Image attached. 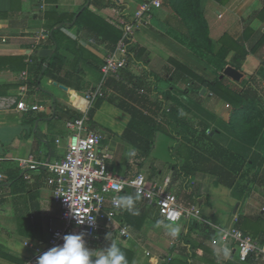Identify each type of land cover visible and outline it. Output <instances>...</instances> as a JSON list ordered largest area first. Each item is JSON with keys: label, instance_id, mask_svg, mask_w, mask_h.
Wrapping results in <instances>:
<instances>
[{"label": "crops", "instance_id": "1", "mask_svg": "<svg viewBox=\"0 0 264 264\" xmlns=\"http://www.w3.org/2000/svg\"><path fill=\"white\" fill-rule=\"evenodd\" d=\"M143 1L45 0L47 9H41L40 0H0V173L3 175L0 181V264H24L34 256V251L24 242L46 241L49 228L60 225V207L55 205L52 189L46 184L47 168L40 165L26 172L19 159L32 156L42 163L58 160L64 154L67 139L64 124L81 116L82 109H87L88 116L94 103L87 106L86 93L99 84L102 59L117 44L113 39L118 32L103 29L100 21L120 31L119 20L130 18ZM168 2L165 0L156 13L151 11L150 17L134 32L131 38V48L136 51L133 61L122 70L121 80L112 77L105 80L104 96L93 115L88 116V124L103 133L104 145L113 155L110 167L124 177L145 168L151 174L155 170L161 172L154 154L160 139L168 152L163 161L171 173L163 179L156 175L158 181L152 182L161 184L168 178L167 190L176 195L182 206L200 208V220L182 218L168 222L155 207L139 199L135 202L138 215L121 207L122 215L116 218L117 222L121 219L128 225L130 237L124 239L116 234L111 238L124 252L128 264H264L262 260L239 261L234 243H225L230 249L227 259L222 256L218 259L214 251L220 246V230L231 225L264 241V189L259 191L253 186L264 188V172L255 176L258 172L255 170L264 166V130L257 143L250 146L247 159L245 157L243 163L239 161L242 157L228 146L239 142L225 128L229 113L226 118L223 114L228 112L225 109L228 104L206 89L199 91L197 80L208 83L205 74L212 72L208 71L211 67L201 60L205 57L193 52L187 44L188 31ZM85 7L100 20L86 16L85 23H75L76 14ZM199 7L207 23L213 54L226 49L225 61L240 64L238 71L242 76L238 81L249 80L255 74L259 78V73L264 81L260 70L264 58V0H199ZM57 26L60 28L56 41L48 37L35 44L34 35L38 31L46 29L50 34ZM55 49L60 56L56 67L43 73ZM239 49L247 52L244 58ZM39 64H43L41 71L37 70ZM23 71H26V79L21 78ZM129 75L138 81L135 95L147 98L146 108H140L144 114L149 113L150 103L167 108L164 101L168 94L182 102L179 110L188 125L184 130L190 140L156 132L145 162L136 152L131 155L132 144L123 135L131 116L128 110L117 105L143 106L114 87L118 82L129 85ZM230 81L238 86L242 84ZM141 88L143 93L139 92ZM18 101L35 104L38 109H18ZM192 119H196L198 125H193ZM205 123L208 136L196 137ZM57 138H60L59 143L55 141ZM178 143L181 152L178 156L173 154L172 158L169 149ZM236 148L240 147L236 145ZM193 152L199 160L207 158L215 167H220L222 177L241 163V169L250 167L254 174L244 182L246 184L237 185L240 180L237 177L229 187V180L223 178L215 185L217 171L214 174L191 171L188 175L184 171L177 172V166L185 160L191 161ZM130 160L135 161L137 169L130 168ZM252 163L257 166L253 167ZM23 172L29 178H25ZM236 186L248 190L240 191ZM182 190L185 194H180ZM125 195L135 197L129 189ZM161 220L179 224L181 231L176 237L168 235L158 223ZM111 238L90 249L109 247ZM213 239L219 242L213 244Z\"/></svg>", "mask_w": 264, "mask_h": 264}, {"label": "built area", "instance_id": "2", "mask_svg": "<svg viewBox=\"0 0 264 264\" xmlns=\"http://www.w3.org/2000/svg\"><path fill=\"white\" fill-rule=\"evenodd\" d=\"M164 2L165 0H144L130 18L119 20L121 38L113 50L102 59L99 67L100 82L85 96L88 107L104 96L102 87L107 78L122 79V70L133 61L130 49L134 32L150 17L151 11L162 7ZM39 6L41 9H47L45 0H40ZM48 37L49 31L41 29L34 35L35 44ZM21 78L26 79V71L21 73ZM139 92L143 93L144 89L141 88ZM262 93L264 94V87ZM16 107L25 111L38 109L37 105L26 104L24 101L16 102ZM81 111V116L64 124L67 130L66 148L58 160L39 163L32 156L19 159L21 168L26 172L40 165L47 168L49 174L46 184L51 187L52 198L60 207V225L49 228L46 241L24 242L25 246L34 251V256L24 264H36L37 258L44 252L51 247L62 245L63 237L67 234L82 235L85 246L89 249L97 247L109 234L111 237L117 234L128 239V225L121 219L118 222L116 220L117 215H122L121 207L117 208L112 204L113 197L124 196L128 189L134 195L139 191L140 199L155 207L168 222H177L182 218L200 220V208L195 205L182 206L176 195L167 190L168 178L159 184L148 180L143 172L124 177L111 169L113 155L104 145L103 133L89 126L87 109ZM55 141L59 143L60 138ZM23 176L29 178L25 172ZM2 179L3 175L0 173V181ZM177 213L178 218L172 221L170 214ZM233 220L236 221L237 218ZM220 234L224 244L229 242L236 245L239 261H264V241H258L232 225L221 229ZM218 242V239L212 240L213 244Z\"/></svg>", "mask_w": 264, "mask_h": 264}, {"label": "trees", "instance_id": "3", "mask_svg": "<svg viewBox=\"0 0 264 264\" xmlns=\"http://www.w3.org/2000/svg\"><path fill=\"white\" fill-rule=\"evenodd\" d=\"M168 1L170 8L180 18L181 22L188 31L186 42L191 50L196 54H199V56L205 57L204 59L201 58V60L206 62L208 67L216 68L217 71L220 72V75L226 65L231 63L225 61L227 54L226 49H223V51H220L217 54H213V44L208 37V27L199 7V0ZM158 10L159 9L157 8L153 9L152 14L156 13ZM86 16H91L100 20L99 17H97L85 7L81 12L76 14L75 23H85L84 18ZM100 22H103V29L108 28L111 30V32H118L117 37L113 39V42H115L114 44H116L121 38V30L117 31L113 25H109L103 20ZM59 28L60 26H57L56 29H52L50 31L49 37L51 39L56 41V33L59 31ZM76 48L83 50L82 47L76 46ZM240 51L241 56L244 58L247 52L243 50ZM130 52L134 57V53L136 52L135 49L131 48ZM59 58V53L57 49H55L52 55L47 59V67L43 73H47L50 69H54ZM231 65L237 70H240V64ZM260 66V70L262 73H264V58L261 60ZM42 68L43 64H39L37 70L41 71ZM257 78L258 77L255 74L251 76L249 80L243 81L244 83L241 84V86H238L237 84L232 83L228 77L223 76L221 79L217 78L211 84H209V88L215 92L216 96L227 103L231 108L226 121V130L231 132L232 137L248 146H253L255 143H257L261 132L264 130V99L261 98L262 91L260 92V81ZM128 81L129 85L118 82L114 87L117 90L125 93L128 97H133L134 101L138 103V106H143H133L128 108V106L117 105L119 108L125 111L128 110L127 112L131 116L123 135L126 140L132 144V146L142 153L140 156V154L136 152L139 157L146 158L150 155L151 149L153 147L154 137L158 131H164L174 139L176 137H180L185 140H190V138L186 137L185 135L184 129H187L188 125H186L184 122V116L179 110L182 102L179 101L177 97L168 94L166 97L167 100L165 99L164 101V104H167V108L161 105L158 106L150 103L147 106V108H149V106L152 105L149 108V113L144 114L140 108H146L147 98L146 96L143 97L140 95H135V88L139 85L138 81L135 82V79L132 75L128 76ZM204 81L205 80L202 79V82ZM186 92L187 91H184V93ZM101 99L102 97L98 98L94 102L93 107H91L88 111V116L91 117L93 115V112L99 107ZM205 124L206 126L204 125L205 127L198 131L196 137L208 136L206 133L208 125L207 123ZM173 147L169 149V154L172 158H174ZM238 160L242 161V163L244 162V158ZM241 164H238L237 167H234L232 173L231 171H228L223 175V177L226 176L228 178L229 187H232L233 181L236 180H234V178H237V174L241 169ZM137 173L139 172H136L135 174Z\"/></svg>", "mask_w": 264, "mask_h": 264}, {"label": "clouds", "instance_id": "4", "mask_svg": "<svg viewBox=\"0 0 264 264\" xmlns=\"http://www.w3.org/2000/svg\"><path fill=\"white\" fill-rule=\"evenodd\" d=\"M131 155H135L133 151ZM140 199L138 191L135 197L131 195L115 196L112 199L114 207H124L131 214L138 215L139 211L135 208V202ZM177 214H170V219L175 221ZM79 223H81L79 221ZM163 226L168 235L176 237L181 231L180 225L175 223H165L163 220L158 222ZM109 238L111 235L109 234ZM217 258L221 256L227 259L230 255V249L223 242L221 237L220 246L214 249ZM95 257V259H93ZM36 264H128L124 252L117 245L115 240L111 238L109 247L99 250H91L85 246L82 235L67 234L63 237L62 245L51 247L37 258Z\"/></svg>", "mask_w": 264, "mask_h": 264}, {"label": "rangeland", "instance_id": "5", "mask_svg": "<svg viewBox=\"0 0 264 264\" xmlns=\"http://www.w3.org/2000/svg\"><path fill=\"white\" fill-rule=\"evenodd\" d=\"M205 64V63H204ZM208 71H212V72H207L208 74H205V76L208 78V83L206 82V80L204 81V82H199V80H197L198 81V88H199V91H201V90H207V93H210V94H212V95H214L215 94V92H213V90H211L210 91V89H208V85L209 84H211L215 79H217V77H218V75H219V71H213L211 68H209V70ZM259 75V78H257V79H259V84H260V86L259 87H261V89H260V92L262 91V89H263V87H264V81H263V76H261V74L259 73L258 74ZM189 77H191V79H194L192 76H189ZM231 79V78H230ZM243 81H245V80H243ZM241 82V81H238L239 83H244V82ZM206 82V84H204ZM202 85H204V87L202 86ZM196 93H197V91H196ZM198 94V93H197ZM195 97H197V95H195ZM261 98L262 99H264V94L261 92ZM226 111H228L227 113L226 112H224V117L226 118L227 117V114L229 113V110L231 109L230 108V106L228 105V106H226ZM167 110V109H166ZM197 121H196V119H192V124L194 125H198L197 123H196ZM222 127H223V125H222ZM221 127V128H222ZM225 128H226V125H225ZM197 129H199V126H198V128ZM158 132H160L161 134H163V135H167V136H169L166 132H164V131H158ZM106 143V142H105ZM107 143H109L108 141H107ZM153 145H154V142H153ZM236 145H238L240 148H236ZM228 146H231V149H233V151H235L236 153H237V156H239V157H242V159L243 158H245V159H247V156L250 154V151H251V149H250V146H248V145H246V144H243V143H241L240 141L238 142V143H236L235 145H228ZM133 148H132V150H134V152H138L139 154H140V156H141V152H139V150L138 149H136L134 146H132ZM208 149H209V147H207ZM181 151H180V144L178 143L174 148H173V154L175 155V156H178L177 154L178 153H180ZM168 152H166L165 151V148H164V145H162V141L159 139L158 141H157V146L155 147V150H154V154H155V156H156V159H157V163H158V165H159V168H160V170H161V172H159V170L158 171H154V174H151V172H149V169H144V171H141V172H143V173H145V175H146V178L148 179V180H151V181H158L156 178V175L157 176H159L161 179H163L164 177H165V175L166 174H170L171 173V169H170V167L168 166V164H166V163H164V161H163V159L165 158V155L167 154ZM214 155V154H213ZM154 156V157H155ZM149 157V156H148ZM148 157H144V158H142V160H143V162H145L144 160L145 159H147ZM212 158H213V156H212ZM190 159H191V161L190 162H188V160H185L183 163H182V165H180V166H177V168H176V171L177 172H179V171H184L187 175L189 174V172H191V171H196V172H201V173H203V172H207V173H210V174H214V172L215 171H217L218 173L216 174H214V178H216V180H215V185L217 186V185H219V183H220V180H222V178H223V180L225 181V180H227L228 178L226 177V176H224V177H222V175H219V172H221L220 171V167H215V165H214V163L213 162H211L210 160H208L207 158H206V160H204V161H201V160H199V156L196 154V153H192L191 154V156H190ZM250 159H252V158H250ZM136 161H138V158L136 159ZM253 164V163H252ZM258 164H260L261 165V162L259 163V161H258ZM129 165H130V168L132 169V168H134V169H137V167H135V161H133V160H130V162H129ZM196 166H200V168L201 169H198V168H196ZM204 168H203V167ZM206 166V167H205ZM255 166H257V164L256 163H254L253 164V167H255ZM194 168V169H193ZM207 170V171H206ZM255 171H258L257 173H255V176H257L258 175V173L260 172V173H263L264 172V166H263V164L260 166V168L259 169H257V170H255ZM140 172V171H139ZM240 173H238L237 174V177L240 179L238 182H237V185H239V184H242V185H244V184H246V183H244L245 181H247V180H249L250 179V177H251V175H253L254 174V172L250 169V167L249 168H243V169H240V171H239ZM236 178H234V180H235ZM256 183H257V181H256ZM258 184V183H257ZM254 187H255V189H257V190H263L264 188L262 187V186H260V185H253ZM237 187V186H236ZM236 189H239L240 191L241 190H248V188H244V187H237ZM183 192H177L176 194H185V190H182ZM187 192V191H186ZM55 205L57 206L58 205V207H59V204H57L56 202H55ZM60 214V213H59Z\"/></svg>", "mask_w": 264, "mask_h": 264}, {"label": "water", "instance_id": "6", "mask_svg": "<svg viewBox=\"0 0 264 264\" xmlns=\"http://www.w3.org/2000/svg\"><path fill=\"white\" fill-rule=\"evenodd\" d=\"M226 76L228 78L233 79L234 81L240 80L242 74L237 69L233 68L232 66H226L224 70L222 71V74L220 75V79ZM206 84V83H204ZM204 92V90H202Z\"/></svg>", "mask_w": 264, "mask_h": 264}]
</instances>
